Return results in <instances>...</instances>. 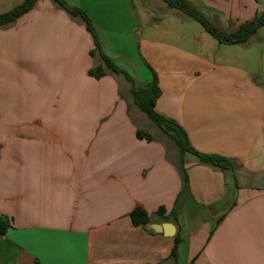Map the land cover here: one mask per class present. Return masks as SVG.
I'll use <instances>...</instances> for the list:
<instances>
[{"label": "crops", "instance_id": "0c3cea01", "mask_svg": "<svg viewBox=\"0 0 264 264\" xmlns=\"http://www.w3.org/2000/svg\"><path fill=\"white\" fill-rule=\"evenodd\" d=\"M66 1L90 16L104 53L138 85L156 72V111L235 172L185 152L183 186L179 146L148 128L125 76L89 75L102 61L85 23L39 0L0 29V213L12 224L0 234V264H264L259 67L240 53L225 60L235 45L215 38L226 47L213 45L223 52L213 58V41L174 22L180 10L168 5L157 13L148 0ZM190 1L227 31L264 12V0ZM162 206L177 223L156 215ZM136 207L152 216L146 226L134 224ZM166 222L173 236L154 227Z\"/></svg>", "mask_w": 264, "mask_h": 264}, {"label": "trees", "instance_id": "16d2710c", "mask_svg": "<svg viewBox=\"0 0 264 264\" xmlns=\"http://www.w3.org/2000/svg\"><path fill=\"white\" fill-rule=\"evenodd\" d=\"M39 0H23L15 5L10 10L0 12V29L9 28L19 17L32 10ZM54 5L64 9L72 18L78 19L85 23L87 30L91 33L95 47L91 50V55L95 57L99 55L101 59L100 64H94L89 70V75L100 79L109 71L116 74H123L131 84V92L133 99L138 108L144 112L154 124L160 128L170 139H172L180 148L182 155V164L180 166V174L182 177V184L185 186L189 182L187 167L184 162L185 152H191L197 155L202 161L211 163L213 165L231 169L235 172L232 160L217 154H205L196 150L189 139L185 129L174 119H170L158 113L155 109V104L161 94L159 86V78L156 72L153 73V79L146 85H138L133 77L121 68L112 58L104 53L96 26L94 25L90 16L80 7L70 5L66 0H52ZM170 8H175L182 11L186 15L197 20L205 30L215 38L220 44L236 45L248 42L263 26H264V12L257 14L253 19L247 20L240 24L235 30L227 31L218 26L217 23L210 20L195 4L190 0H162ZM137 137L140 139L154 140V136L145 129H137ZM235 180L237 177L234 173ZM166 209L164 206L160 207L156 212L163 220H171L177 223L178 217L175 210H172L171 215H165ZM133 222L136 226H146L152 221V216L142 207H136L131 213ZM12 226L11 219L8 215L0 213V234H6L7 230ZM181 236L179 233L174 238V246L172 248L168 260L178 261L179 244Z\"/></svg>", "mask_w": 264, "mask_h": 264}, {"label": "rangeland", "instance_id": "374dc122", "mask_svg": "<svg viewBox=\"0 0 264 264\" xmlns=\"http://www.w3.org/2000/svg\"><path fill=\"white\" fill-rule=\"evenodd\" d=\"M22 1L23 0H0V12L10 10L16 4H18ZM148 1L151 4H152L151 1L158 3V5L157 4H154L155 6L153 5L154 11L157 13L161 12L160 8L162 6L167 7V4L162 0H148ZM137 2L139 5L140 1L137 0ZM159 5H161V6H159ZM161 13H163V12H161ZM162 15H164V14H162ZM177 17H178V19L175 20L174 22H176V23L179 22L181 27H184L189 32H192V33H195L198 35L202 34L209 41H213L212 44H210V43L206 44V46L209 47L208 51H207V53L209 55H211L213 58H216V59H219L218 56L221 57L223 52L221 53V50H220V53L217 54L216 53L217 49H216V47L213 46V45H218V47H219L220 44H218L217 41L205 30V28L202 26V24H200L197 20H195L192 17L184 14L181 11L178 12ZM164 20L168 22L166 17H164ZM16 24H17V21L12 26H10L9 28L16 26ZM2 29H8V28H2ZM220 47H221V49H224V47H226V46H220ZM228 49L229 50H227V55H222V57L225 58V60L233 58L232 56H236V54H238V53L245 55V57L247 59L251 60L253 64L255 63L259 67V69L261 71V76L259 77V80H261L264 83V26L248 42H246L244 44L235 45V46H228ZM124 83H126V81ZM142 115H143V119L148 122V126H149L148 128H150V130H152V132H154L155 135H160L161 132H159V130L156 127V125L154 124V122H152L150 120V118H148V116L144 112H142ZM152 128H154V129H152Z\"/></svg>", "mask_w": 264, "mask_h": 264}, {"label": "water", "instance_id": "95a60500", "mask_svg": "<svg viewBox=\"0 0 264 264\" xmlns=\"http://www.w3.org/2000/svg\"><path fill=\"white\" fill-rule=\"evenodd\" d=\"M154 227L157 231L164 232L168 236H173L175 234L176 227L172 223H157Z\"/></svg>", "mask_w": 264, "mask_h": 264}]
</instances>
